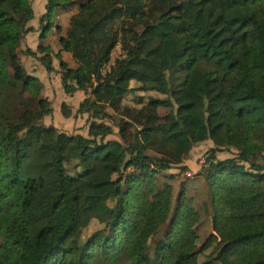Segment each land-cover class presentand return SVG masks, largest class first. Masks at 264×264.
I'll return each instance as SVG.
<instances>
[{
    "label": "trees",
    "instance_id": "trees-1",
    "mask_svg": "<svg viewBox=\"0 0 264 264\" xmlns=\"http://www.w3.org/2000/svg\"><path fill=\"white\" fill-rule=\"evenodd\" d=\"M46 2L41 36L68 0ZM147 2L88 0L59 37L79 64L61 62L64 88L89 94L79 107L91 118L82 136L42 123L49 104L17 53L30 2L0 0V264H197L185 205L171 221V243L148 254L170 194L149 200L144 189L152 171L184 169V156L205 139L213 142L204 176L212 230L232 242L222 263L264 264V161H255L264 160V0H184L181 14L136 30ZM118 43L121 55L104 73ZM134 90L137 103L153 91L147 103L172 110L163 129H135L126 146L97 119L107 97L121 104ZM224 150L232 155L217 159ZM92 219L103 226L82 239Z\"/></svg>",
    "mask_w": 264,
    "mask_h": 264
},
{
    "label": "rangeland",
    "instance_id": "rangeland-1",
    "mask_svg": "<svg viewBox=\"0 0 264 264\" xmlns=\"http://www.w3.org/2000/svg\"><path fill=\"white\" fill-rule=\"evenodd\" d=\"M183 1L148 0L146 4V7L150 9L148 16L133 22L134 28L140 30L145 22H155L170 14H181ZM120 55L121 48L118 43L112 50L108 62L103 67L104 73L109 70L110 66ZM7 66L10 77H12V70L9 65ZM130 85L135 86V82H131ZM134 94L137 96L140 92L134 90L133 94L125 95L124 101L119 104L120 107L109 101L110 108H108V111L111 112L112 116L106 113L98 114V117L106 114L102 119L104 122H108L107 124L111 127L113 133L115 132L113 135L108 136V139L121 140L126 146L132 142L135 129L150 126L163 129L169 121V111L172 110L170 106L150 105L147 103V97L158 95L156 92L146 91L142 103H137L133 100ZM239 107V104H236L235 110H239ZM212 146L213 142L210 139L200 141L182 159V163L179 166H184V169L173 166L166 170L157 169L150 174L153 180L146 185L144 189L145 196L149 200H154L157 193L169 191L170 194V211L167 219L158 226L146 241V250L150 256H154L171 243V221L176 218L182 205H185L192 209L194 215L189 227L195 240L194 251L197 254V264H223L222 257L232 242L220 238L212 230L214 210L204 177L206 174L205 166H207L205 158L209 148ZM231 155L230 151L224 150L217 152L216 157L222 160ZM255 161L261 164L264 160L261 157H257ZM127 171L128 169L123 172ZM122 174L124 175L125 173ZM108 203L111 204L112 201ZM224 213L230 215L232 208H225ZM102 226L96 219H92L82 231L81 238L83 239L95 230L102 228ZM95 262L96 264H104L99 257L96 258Z\"/></svg>",
    "mask_w": 264,
    "mask_h": 264
},
{
    "label": "crops",
    "instance_id": "crops-1",
    "mask_svg": "<svg viewBox=\"0 0 264 264\" xmlns=\"http://www.w3.org/2000/svg\"><path fill=\"white\" fill-rule=\"evenodd\" d=\"M87 1L68 0L64 3L65 5L56 8L51 14L49 28L41 36L47 25V21H41L42 15L46 13L47 2L46 0H29L32 18L26 23L17 45V53L25 73L38 80L39 89L36 97L45 98L49 104L50 113L42 118V123L68 134L82 136L88 135L91 118L87 112H80L79 107L89 94L84 89L71 87L67 91L64 88L61 62L70 69H77L79 64L71 52L62 50L59 37L66 36L71 15ZM68 82L70 85L73 84L72 81ZM109 101L116 106L120 107V105L116 104L112 98H106L107 106L104 107V112L112 116L108 111ZM97 120L104 122L102 118Z\"/></svg>",
    "mask_w": 264,
    "mask_h": 264
}]
</instances>
